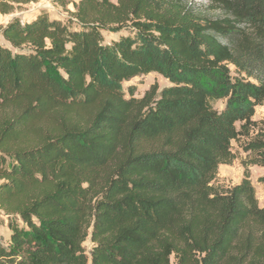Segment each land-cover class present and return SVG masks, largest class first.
Returning a JSON list of instances; mask_svg holds the SVG:
<instances>
[{
	"label": "trees",
	"instance_id": "obj_1",
	"mask_svg": "<svg viewBox=\"0 0 264 264\" xmlns=\"http://www.w3.org/2000/svg\"><path fill=\"white\" fill-rule=\"evenodd\" d=\"M211 3L78 0L0 28V264H264V0ZM150 73L170 85L125 89ZM241 137V181L216 185Z\"/></svg>",
	"mask_w": 264,
	"mask_h": 264
},
{
	"label": "rangeland",
	"instance_id": "obj_2",
	"mask_svg": "<svg viewBox=\"0 0 264 264\" xmlns=\"http://www.w3.org/2000/svg\"><path fill=\"white\" fill-rule=\"evenodd\" d=\"M6 1V0H5ZM154 1H167L168 3L179 2L184 6H189L196 13L200 15H206L209 17H220L222 12L214 8L211 0H154ZM78 0H34L26 4H12L13 7L10 13L0 12V28L7 25L14 17H18L22 22L30 20L41 14L47 12L51 17L67 19L70 15V11L74 10V3ZM7 4V3H6ZM9 5V4H8ZM105 39L110 42L118 38L119 34L104 32ZM7 44L6 40L0 31V45ZM159 86L161 91L164 87L170 85V82L161 74L150 73L148 75H142L135 77L128 82L124 83L125 89H128L130 85L135 87V96L141 97L147 90L153 85ZM216 107L221 110L224 107V101H220L216 104ZM254 120L260 123L264 120V104L256 108V114ZM240 125V124H238ZM253 134V133H252ZM248 138L241 137L238 141H233V159L228 164H221L218 169V177L215 181L216 185L225 187L233 186L240 182L244 174V161L251 155L244 150V144ZM251 180L256 189V194L261 206H264V184L260 182V178L264 176V167L250 166ZM9 235V228L7 226V217L0 210V238L4 240ZM87 254L90 256L93 243L88 239L85 244Z\"/></svg>",
	"mask_w": 264,
	"mask_h": 264
}]
</instances>
